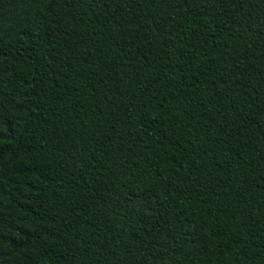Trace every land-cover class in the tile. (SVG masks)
I'll return each mask as SVG.
<instances>
[{"label": "trees", "instance_id": "16d2710c", "mask_svg": "<svg viewBox=\"0 0 264 264\" xmlns=\"http://www.w3.org/2000/svg\"><path fill=\"white\" fill-rule=\"evenodd\" d=\"M0 264H264V0H0Z\"/></svg>", "mask_w": 264, "mask_h": 264}]
</instances>
